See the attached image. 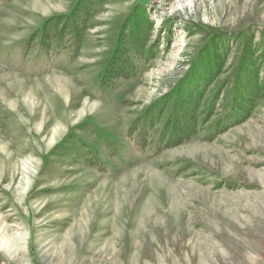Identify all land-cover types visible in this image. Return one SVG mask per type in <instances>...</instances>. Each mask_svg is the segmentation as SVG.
I'll return each mask as SVG.
<instances>
[{
  "label": "rangeland",
  "instance_id": "1",
  "mask_svg": "<svg viewBox=\"0 0 264 264\" xmlns=\"http://www.w3.org/2000/svg\"><path fill=\"white\" fill-rule=\"evenodd\" d=\"M1 237L0 264H264V0L0 2Z\"/></svg>",
  "mask_w": 264,
  "mask_h": 264
},
{
  "label": "trees",
  "instance_id": "2",
  "mask_svg": "<svg viewBox=\"0 0 264 264\" xmlns=\"http://www.w3.org/2000/svg\"><path fill=\"white\" fill-rule=\"evenodd\" d=\"M4 1H6V0H0V2H4ZM41 29H42V33H44L45 32V28H41ZM70 31H72V30H70ZM56 32H57V30H54L52 32V37H51V34H48V36L46 38L42 37V35H41V37H38V35L35 34V36L31 37V40L34 41L35 39L40 38L38 40L40 41V43L44 44V43H47L50 39L53 38V39H57V42L61 43V38H60L61 36L55 35ZM43 48H44V46H43ZM243 103H245L244 100L241 102V105H243ZM239 107H241V106H239ZM184 110H186V109H184ZM184 114L188 116L187 113H184Z\"/></svg>",
  "mask_w": 264,
  "mask_h": 264
},
{
  "label": "bare ground",
  "instance_id": "3",
  "mask_svg": "<svg viewBox=\"0 0 264 264\" xmlns=\"http://www.w3.org/2000/svg\"><path fill=\"white\" fill-rule=\"evenodd\" d=\"M23 178H24V184H26V186H27L28 183H29V173H28V171H27V173L26 172L24 173V177ZM22 239H24L23 234H20L19 240H22ZM4 242L7 243V241L3 237H1L0 243H4ZM261 260H262L261 256H259V255L258 256H254L253 259L251 260V264H259L261 262Z\"/></svg>",
  "mask_w": 264,
  "mask_h": 264
}]
</instances>
